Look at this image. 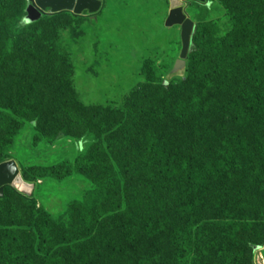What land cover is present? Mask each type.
Returning <instances> with one entry per match:
<instances>
[{
    "label": "rangeland",
    "instance_id": "374dc122",
    "mask_svg": "<svg viewBox=\"0 0 264 264\" xmlns=\"http://www.w3.org/2000/svg\"><path fill=\"white\" fill-rule=\"evenodd\" d=\"M103 1L105 6L96 15L62 12L50 18L45 15L40 21L21 27L29 1L0 0L5 10L0 16L2 159L16 161L22 178L35 186L31 197L11 188L4 190L6 196L0 202V230H3L4 240L12 238L5 235L7 230L15 231L13 237H19L26 254H34L45 241L32 221L33 217L36 220L42 217L54 225L51 226L52 236L57 240L70 236L87 242L90 238H98L102 256L96 258H101L98 260L100 264H134L135 259L142 255H164V251L158 248L155 252L154 244L145 231L152 229V222L162 213L153 205L149 195L141 194L139 190L128 194L124 186L118 191L106 192L107 196L101 194L91 177L82 171L87 162L85 157L92 150V144L88 143L90 140L80 137L61 142L44 140L40 134L42 127L46 129L47 123L43 126L45 121L34 119L32 114L26 120L4 116L1 108L18 105L19 101L11 94L16 98L26 83L30 87L29 93L35 98L36 109L33 111L40 114L41 110L51 112L52 107L55 110L60 107L54 101L68 85L65 81L68 69L47 56L58 49L59 43L73 64L69 82L88 107L121 111L136 91L149 88L154 93L161 88V93L164 82L179 90H174L169 97L161 94L157 98L148 94L144 96L143 104L164 110L167 107L165 103L195 101L194 94H200L201 100L197 102L199 112L192 113L186 123L173 121L166 115V122L153 128L170 136L173 151L180 149L181 144L189 147L196 144V151L207 152L210 157V141L204 138L198 145L195 143L204 136L201 127L211 126L217 136H223L224 129L232 125L229 123L232 119L225 114L228 104H233L234 100L247 103L243 96L247 90L264 93V65L256 66L249 56L255 26L264 22V0H180L186 15L194 23L187 57H183L182 27L167 26L172 9L170 0ZM220 45L227 50L225 67L221 74L206 79L205 84L212 91L203 97L201 81L191 80V63L198 55L200 59L209 61V51L214 55ZM25 61L34 67L31 72ZM203 61L197 64L199 72L204 70ZM213 64L220 65L218 60ZM50 115L45 118L51 124ZM5 127L9 128V133ZM257 130L246 132L249 140L257 136ZM217 136L210 139L215 140ZM184 152L188 154L186 148ZM78 161H82L79 171L76 169ZM99 170L107 171L104 167ZM121 170L116 165L112 171L122 178ZM17 193L31 198L33 203L25 205L23 199L17 198ZM124 198H130L132 208L135 203L139 206L135 207V213L131 211V219L126 220L118 213L117 218L121 217L114 221L111 212L126 208ZM140 200L145 204H139ZM82 212L87 214L85 220L90 222L87 226L82 223ZM95 221H98L97 226H93ZM147 224L150 227L144 229ZM128 231H137L141 237L133 236L134 244H130ZM7 258L3 264H11ZM14 260L15 257L11 256V261ZM15 261L20 264V260ZM23 261L22 264H41L34 257ZM255 264H264V247L255 250Z\"/></svg>",
    "mask_w": 264,
    "mask_h": 264
},
{
    "label": "trees",
    "instance_id": "16d2710c",
    "mask_svg": "<svg viewBox=\"0 0 264 264\" xmlns=\"http://www.w3.org/2000/svg\"><path fill=\"white\" fill-rule=\"evenodd\" d=\"M4 11V5L1 3L0 16L4 15ZM27 25L25 22L20 24L21 27ZM254 35L249 56L256 66H263L264 22L255 26ZM199 51L202 49L199 48ZM226 54V48L220 45L214 55L209 51V61L206 58L200 59V55L193 59L191 80L201 81L205 93L203 97L212 91L206 86V79L222 73ZM47 56L68 69L65 76L68 85L54 101V104H60L61 108L55 110L52 107L51 112L48 109L41 110L40 114L36 110L33 111L36 109L35 98L29 93L30 87L26 83L16 98L11 94L19 101L18 105L4 106L1 108V114L23 120L32 114L34 119L45 121L43 126L47 123L46 129L42 127L40 135L47 141L61 142L75 137L90 140L88 143L92 144V150L90 155L85 157L87 162L82 171L91 177L95 186L100 188L101 194L107 196L106 192L118 191L124 186L128 194L139 190L141 194L149 195L153 205L162 213L152 222V229L145 231L151 244H154L155 252L158 248L164 251V255H142L135 259L134 264H255V250L264 247L263 91L247 90L243 92L247 103H237L234 100L233 104H228L225 114L232 119L229 121L232 125L227 130L223 128V136H217L211 126H200L204 136H198L199 139L195 140V143L198 145L204 138L205 141H210L209 157L207 152L196 151V144L190 147L181 144L180 149L175 148L173 151L169 142L170 136L167 137L153 128L161 127L167 116L173 121L186 123L192 113L199 112L197 102L201 100L200 94H194L195 101L165 103L167 107L164 110L155 105L149 107L143 104V98L148 94H154L157 98L161 94L169 97L174 90H179L178 87L164 82L161 93V88L154 93H151L149 88L136 91L121 111L99 106L88 107L69 82L74 68L64 48L58 43V49L51 51ZM217 60L219 66L213 64ZM201 61L205 62L204 70L199 72L197 64ZM27 65L31 72L34 67L28 63ZM0 81L3 80L0 78ZM49 113L52 115L51 124L45 118ZM260 127L261 129H258ZM101 128L104 130L101 131ZM5 129L9 133V128ZM256 130L257 136L249 140L247 133ZM88 136L93 138L89 139ZM214 136H217L215 140L210 139ZM185 148L188 154L184 152ZM3 149L4 147L0 148V164L5 162L2 159ZM82 161H78L77 171ZM116 165L122 169V178L112 171ZM102 167L107 171H100ZM5 196L4 192L0 202L4 201ZM16 196L23 199L25 205L33 203L31 198L24 195L17 193ZM124 202L126 208L111 212L112 220L117 221L122 215L126 220L131 219V211L135 213V207L139 206L135 203L132 208L130 198H124ZM139 204L144 205L145 202L141 201ZM82 213V223L87 226L90 223L85 220L87 214ZM118 213L121 216L117 218ZM35 218L33 217L32 222L41 239L45 241L44 245L38 252L26 254L19 237H13L15 231L7 230L5 235L12 238L4 240L3 230H0V264H3L7 257L11 264L19 263L16 259L22 264L23 260L30 257L41 261V264H100L98 260L101 258H96L98 255L102 256L98 238H90L87 242L70 236L57 240L52 236L51 226L54 225H50L42 217L37 220ZM97 225L98 221L93 222V226ZM149 227L147 224L144 229ZM131 232L133 231H128L131 235L128 242L134 244L132 237L136 235L139 239L141 236L137 231ZM142 239H145V234ZM11 256L15 257L13 262Z\"/></svg>",
    "mask_w": 264,
    "mask_h": 264
},
{
    "label": "water",
    "instance_id": "95a60500",
    "mask_svg": "<svg viewBox=\"0 0 264 264\" xmlns=\"http://www.w3.org/2000/svg\"><path fill=\"white\" fill-rule=\"evenodd\" d=\"M26 16L23 20L26 24L39 21L45 15H55L62 12H73L82 15L85 12L98 14L104 8L102 0H28ZM172 9L167 21L168 27L181 26L182 39L184 44L183 57H187L192 36L194 33V23L186 15L185 8L180 0H170ZM204 1V0H198ZM11 188L18 193L32 196L35 186L23 180L19 166L16 161L9 160L0 164V197L4 195V189ZM257 248L256 250H260Z\"/></svg>",
    "mask_w": 264,
    "mask_h": 264
},
{
    "label": "flooded vegetation",
    "instance_id": "af4514ba",
    "mask_svg": "<svg viewBox=\"0 0 264 264\" xmlns=\"http://www.w3.org/2000/svg\"><path fill=\"white\" fill-rule=\"evenodd\" d=\"M103 1V0H102ZM104 2V1H103ZM104 6H105V3H104ZM99 14V13H98ZM93 15H96V14H93Z\"/></svg>",
    "mask_w": 264,
    "mask_h": 264
}]
</instances>
